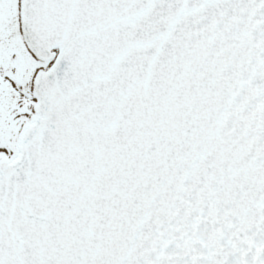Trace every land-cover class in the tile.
Wrapping results in <instances>:
<instances>
[{"label":"snow or ice","instance_id":"6c2138e0","mask_svg":"<svg viewBox=\"0 0 264 264\" xmlns=\"http://www.w3.org/2000/svg\"><path fill=\"white\" fill-rule=\"evenodd\" d=\"M0 264H264V0H0Z\"/></svg>","mask_w":264,"mask_h":264}]
</instances>
